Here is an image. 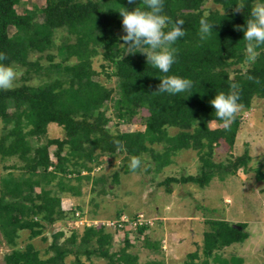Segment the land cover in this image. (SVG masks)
Instances as JSON below:
<instances>
[{"label":"trees","instance_id":"obj_1","mask_svg":"<svg viewBox=\"0 0 264 264\" xmlns=\"http://www.w3.org/2000/svg\"><path fill=\"white\" fill-rule=\"evenodd\" d=\"M206 2L163 0L162 14L169 18L164 31L182 20L185 35L172 45L175 63L162 73L138 49L127 54L121 46L120 37L126 33L119 11L143 10L142 0H43L30 5L0 0V53L7 56L0 63L20 70L22 78L12 89L0 90V159H17L4 165L7 171L0 175V232L10 246L4 264H86L93 257L104 258L107 264H139L137 253L128 250L133 245L131 233L135 239L143 236L147 248L160 249L148 244L152 228L148 224L125 230L118 250L113 249L117 230L104 224L85 225L81 231L67 228L66 235L64 226L84 212L80 203L63 209L62 197L80 195L84 179L105 194L107 180L117 178V170L110 175L92 173L103 156L118 159L124 173L132 172L133 156L141 160L135 172L160 171L179 152L194 150L198 172L165 176L158 185L168 193L174 182L204 187L215 176L239 169L252 170L256 180L264 181V170L248 165L251 156L246 150L213 160L221 141L234 144L242 111L251 107L254 97L264 98V45L255 48L254 63H244L248 45L244 30L251 7L264 0H211L214 9L206 8ZM241 2L245 8L234 12ZM205 12L213 27L209 38L201 41L199 21ZM96 58L101 60L99 69L93 65ZM173 75L191 79L193 87L175 95L157 92L161 79ZM231 84L237 86L241 108L225 128L210 102L220 92L232 91ZM137 117L143 129H120ZM50 123L62 128V137L47 136ZM122 214L116 211L111 219ZM57 221L62 227L51 229ZM206 224L201 250L188 252L184 264H198L194 260L199 258L200 264H208L210 258L220 264L219 251L247 237L242 223L237 224L241 229L219 219H206ZM46 230L50 241L41 252L33 239L47 240ZM262 252L264 264V246ZM156 263L160 264L154 260L145 264Z\"/></svg>","mask_w":264,"mask_h":264},{"label":"rangeland","instance_id":"obj_2","mask_svg":"<svg viewBox=\"0 0 264 264\" xmlns=\"http://www.w3.org/2000/svg\"><path fill=\"white\" fill-rule=\"evenodd\" d=\"M30 5V2L42 4L43 0H23ZM205 7L214 9L216 6L207 0ZM100 59H94L93 65L99 69ZM18 73L14 85L21 82V71ZM99 78L105 81L104 76ZM35 79L34 81H36ZM110 123L109 125H111ZM211 127L216 124L210 122ZM3 123L0 120V134ZM121 130L143 129L140 118H135L127 125H121ZM48 137H62L63 130L55 123H50L47 130ZM247 151L251 160L248 165L251 169L260 167L264 170V98L254 97L251 107L242 111L240 126L236 133L234 144L230 146L225 141L215 147L213 160L223 161L228 157L239 155ZM51 157L52 154L50 155ZM102 163L96 167L92 173L112 174L115 170L117 178L114 182L107 180L108 191L105 194L92 189L91 181L82 180L81 194L78 196L64 195L61 200L63 209H68L71 204L80 203L83 206L84 216L82 221H68L64 226L66 235L69 228H76L81 231L85 221L98 225L104 220L113 218L116 211L123 214L133 215L143 213L153 221L152 230L148 232V244L155 243V248L160 246L165 233L178 234L173 237L175 245L166 244V239L161 251H154L147 248L143 236L134 238V234L129 235V240L133 245L128 248L132 253H137L139 264L157 261L160 264H184L188 261L187 253L193 250L200 251L203 231L208 229L206 219L225 220L230 225L242 223L247 233V237L242 242L233 243L219 251L222 255L220 264L231 263L236 260L240 264H261L263 261L264 246V181H258L252 170L242 171L239 169L236 174H227L220 178L215 176L204 187L194 183H172L171 192L165 191L164 185H158V181L165 176H180L181 174H195L198 172V159L194 150L187 149L179 152L173 157V161L160 171H146L144 168L140 172L124 173L121 170L119 160H110L109 157H102ZM17 162L15 157L1 160L0 175L7 169L4 165ZM153 167V165H152ZM111 178V177H109ZM93 197V199H92ZM94 217L90 220L88 216ZM162 216L166 218L162 220ZM95 218V219H94ZM77 223V224H76ZM160 224L161 227H158ZM62 227L57 221L51 229L56 230ZM68 228V229H67ZM150 230V229H149ZM157 232H156V231ZM124 231H116L113 239V249L118 250L123 245ZM47 240H42L40 236L33 239L36 247L41 252L50 241V230H46ZM168 235V237H169ZM23 232L22 238H25ZM172 236V235H170ZM153 238V239H152ZM181 240V241H180ZM179 242V243H177ZM20 244H24L21 242ZM158 248V247H157ZM10 250V246L5 242L0 232V264H4L3 256ZM202 256V255H201ZM216 257H218L216 255ZM202 258L195 259L200 264ZM208 264L214 261L208 259ZM86 264H107L106 259L93 257L86 261ZM157 264V263H156Z\"/></svg>","mask_w":264,"mask_h":264},{"label":"clouds","instance_id":"obj_3","mask_svg":"<svg viewBox=\"0 0 264 264\" xmlns=\"http://www.w3.org/2000/svg\"><path fill=\"white\" fill-rule=\"evenodd\" d=\"M135 0H129L134 3ZM144 9L137 7L134 11L126 8L119 11L123 17L122 26L126 35L120 37L124 42L121 46L126 47L127 54L138 49L146 56L148 64L162 73H168L175 63L172 47L178 38L183 37L185 32L182 29L183 21L177 20L170 30L164 29L168 26L169 18L163 15V0H142ZM245 8L244 3H237L234 12L239 13ZM209 13L205 12L199 21V36L201 41L209 38L213 25L208 22ZM244 40L248 42L245 64L254 63L258 53L256 47L264 45V3H254L251 7L250 18L244 30ZM7 59L5 54L0 53V61ZM17 71L10 65L0 63V90H10L17 79ZM258 82V81H257ZM193 87V81L178 76H165L158 86L160 93L178 94L189 91ZM235 84H231L232 91L229 93L220 92L211 100L215 109V116L223 121L225 128L235 119L241 108L238 104L239 94L235 91ZM211 122V121H210ZM141 166V160L133 156L129 163V169L135 172Z\"/></svg>","mask_w":264,"mask_h":264},{"label":"built area","instance_id":"obj_4","mask_svg":"<svg viewBox=\"0 0 264 264\" xmlns=\"http://www.w3.org/2000/svg\"><path fill=\"white\" fill-rule=\"evenodd\" d=\"M81 219L83 218L82 217L77 218L76 220H74V222H77V221L81 222L82 221ZM85 222L86 223L84 224V226L91 225V224L95 225L94 220L91 222H89V220ZM100 224H104L107 227L116 229L117 231H125V230L133 229L137 225H142V224H148L151 226L153 225V221L149 219L148 217H145L143 213H138V215L134 219H131L127 215L122 214L117 219L104 220Z\"/></svg>","mask_w":264,"mask_h":264},{"label":"crops","instance_id":"obj_5","mask_svg":"<svg viewBox=\"0 0 264 264\" xmlns=\"http://www.w3.org/2000/svg\"><path fill=\"white\" fill-rule=\"evenodd\" d=\"M166 217L165 216H162V220L161 221H163L164 219H165ZM158 227H161L160 226V224L158 225ZM153 228V227H152ZM152 228H150V230H149V232L152 230ZM156 231V230H155ZM158 231V230H157ZM156 231V232H157ZM169 235V234H168ZM168 235L165 233V236L164 237H162V240H161V244H160V249L161 248H163V244H164V242H165V239H166V244H168L169 245V247H171L170 245H175V241H174V238L173 237H177L178 236V234H170V235H172V236H170L169 235V237H168ZM148 236V235H147ZM179 237V236H178ZM149 238V237H148ZM153 239V238H152ZM181 241V240H180ZM177 243H179V242H177ZM157 250L158 252L159 251H161V250Z\"/></svg>","mask_w":264,"mask_h":264},{"label":"water","instance_id":"obj_6","mask_svg":"<svg viewBox=\"0 0 264 264\" xmlns=\"http://www.w3.org/2000/svg\"><path fill=\"white\" fill-rule=\"evenodd\" d=\"M232 226L237 228V229H241V227L239 225H237V224H233Z\"/></svg>","mask_w":264,"mask_h":264}]
</instances>
